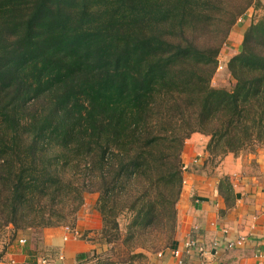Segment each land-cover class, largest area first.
<instances>
[{
	"label": "trees",
	"instance_id": "16d2710c",
	"mask_svg": "<svg viewBox=\"0 0 264 264\" xmlns=\"http://www.w3.org/2000/svg\"><path fill=\"white\" fill-rule=\"evenodd\" d=\"M256 2L0 0V233L73 226L96 193L109 248L74 264H147L173 248L191 134L209 136L201 169L264 145V17L228 62L233 89L210 84ZM217 191L222 214L236 202L227 176Z\"/></svg>",
	"mask_w": 264,
	"mask_h": 264
},
{
	"label": "crops",
	"instance_id": "0c3cea01",
	"mask_svg": "<svg viewBox=\"0 0 264 264\" xmlns=\"http://www.w3.org/2000/svg\"><path fill=\"white\" fill-rule=\"evenodd\" d=\"M196 134L186 141L182 155L185 183L176 205L175 245L154 254L150 264H264V151L258 152L254 165L250 158L228 154L210 173L201 170L208 137L203 138L204 147L191 146L194 138L199 139ZM220 176L230 179L236 196L234 207L222 214L225 204L217 191ZM74 229L79 232L80 225ZM71 235L60 226L43 229L37 239L27 236L25 244L14 239L0 249V264L10 260L17 264H74L76 254L90 250L92 244ZM239 236L246 238L242 245L226 248L228 240ZM188 240L196 245L186 248ZM50 247L58 248L59 254L42 263ZM175 249L178 255H174Z\"/></svg>",
	"mask_w": 264,
	"mask_h": 264
},
{
	"label": "rangeland",
	"instance_id": "374dc122",
	"mask_svg": "<svg viewBox=\"0 0 264 264\" xmlns=\"http://www.w3.org/2000/svg\"><path fill=\"white\" fill-rule=\"evenodd\" d=\"M262 17H264V0H257V2L253 6L249 7L244 12L243 15L237 18L235 24L233 25L232 29L230 30L228 34L226 42L222 45L220 49V52L218 55V66H217V69L210 83L213 88L226 89L228 91H231L233 89L234 84H235V79L229 72L228 62L234 55L239 53V51L241 50V46H242L241 43L243 40V35L245 31L247 30V28L252 23L257 22ZM192 134L188 139L192 137ZM195 136H198L199 139L197 140L194 138L191 146L197 143L199 147L201 146L204 147L205 141H203L204 140L203 138L204 136H207V135L198 133ZM207 137L209 140V136ZM186 141H185V145L183 148V153L186 152L185 151ZM206 144H205V147H206ZM262 151H264V145H259L255 147L254 150L246 149V150L239 151L236 154V156L241 155L243 158L244 157L250 158L251 160L250 164L254 165L258 152H262ZM190 156L194 157L192 155ZM219 162H220V158L217 157L216 159L213 160V162L208 163L207 168H205L204 170L210 173L211 171L214 172ZM221 177L223 176H220L219 179ZM96 198H97L96 193L85 194L84 204L79 208L78 212H76L75 214L76 217L74 220L75 221L74 225L69 226L72 223L71 222L72 217H70L67 220V222H65L64 224L60 226H64L66 230L71 232L73 237L77 238L78 240L80 239V241H86L88 246L92 244V248L90 250L93 249V250H96L98 254H101V253L104 254L103 251L108 250L109 247H107V245L103 243L101 236H100L102 222H101L100 213L96 209V205H95ZM119 222H120L121 227L123 228L126 223V219L124 217H120ZM77 224L80 225L79 232L74 229V227H76ZM60 226H55V227H60ZM41 230L43 229H34V230L26 229L24 231H19L17 232L15 239L17 241L20 238H25L27 240L28 237H33L34 239H37L38 237H40V234H42ZM30 234H32V236H30ZM11 235H12L11 226L7 227L5 230H3L0 233V249H3L6 245H8L10 242L14 240V239H11L12 238ZM90 250H86V252ZM160 251H162V249L159 250L158 252ZM156 253L146 252V258H147L146 260L148 262L147 264H150V261H152L153 255Z\"/></svg>",
	"mask_w": 264,
	"mask_h": 264
},
{
	"label": "built area",
	"instance_id": "2783aa9c",
	"mask_svg": "<svg viewBox=\"0 0 264 264\" xmlns=\"http://www.w3.org/2000/svg\"><path fill=\"white\" fill-rule=\"evenodd\" d=\"M186 169V166L183 165L182 167V170L184 171ZM185 183V180L183 178V184ZM246 238L244 236H239L238 238L236 239H232V240H228L226 242V248H232V247H235V246H238V245H242L244 242H245ZM26 239L25 238H20L18 240V242L20 244H25L26 243ZM196 245V242L194 240H188L185 242V247L186 248H192ZM215 251H216V248L214 247ZM174 255H178L179 254V250L178 249H175L173 251ZM161 255V254H159ZM42 262L45 263L46 262V259H42ZM8 264H17L14 260H10L8 262Z\"/></svg>",
	"mask_w": 264,
	"mask_h": 264
}]
</instances>
